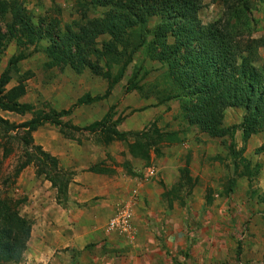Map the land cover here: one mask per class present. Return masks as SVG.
Segmentation results:
<instances>
[{
    "label": "rangeland",
    "instance_id": "1",
    "mask_svg": "<svg viewBox=\"0 0 264 264\" xmlns=\"http://www.w3.org/2000/svg\"><path fill=\"white\" fill-rule=\"evenodd\" d=\"M7 1H16L38 38L30 43L28 35L17 33L4 41L0 75L10 58L20 60L9 72L0 97L21 82L25 94L19 102L50 115L67 111L55 118V129L64 137L98 141L111 135L103 133L104 127L125 135L122 139L112 135V141L119 146L117 151L126 156L124 162L113 161L112 165H121L145 183L150 181L151 194L158 193L159 204L163 205L161 211H153L145 218L149 231L155 235L154 244L138 249L137 254L148 247L152 250L155 245L166 253L164 259L170 256L171 264H264V130L244 141L241 129L236 128L230 147L229 132L211 137L190 125L180 102L163 98L168 81L157 70L161 63L149 61L141 49L120 75L126 57L114 54L111 61L110 56L103 55L110 40L108 35L99 36L92 45L94 50L86 55L92 68L86 66L76 73L64 57L51 64L54 61L49 48L54 46L53 40L58 42L57 35L67 30L78 32L88 20L104 18L108 6L97 5L96 0ZM245 1L250 6L246 16L253 20L252 37L260 40L259 52L264 58V0ZM225 8L223 0H203L197 17L207 24L220 18ZM12 22L10 13H6L0 19V31L6 33ZM157 22L156 17H150L147 24L153 26ZM14 28L19 29L17 25ZM127 37L130 46L124 52L126 56L132 50L131 43L137 40L134 35ZM121 48L117 45L118 52ZM151 68L150 74L143 72ZM135 72L140 79L133 85ZM117 75L121 78L110 86ZM87 95L104 97L103 101L98 100L99 105L91 107L97 115L104 109L106 112L97 130H93V124L100 120L90 123L80 118L81 107L87 104H78V100ZM244 112L240 107L227 108L222 126L229 128L241 123ZM72 115L80 125L76 121L74 125ZM28 116L15 117L0 108V118L10 123L0 122V206L6 212H15L30 227L20 258L14 259L12 251L0 247V264H80L77 257L84 250L65 243L73 214L42 213L48 201L54 204L50 192L59 186L52 181L64 186V174L69 171L59 165L58 158L35 143L34 131L27 133L13 127L25 122ZM58 192L56 201L65 202V191ZM120 214H112L110 220ZM175 226L177 232L172 230ZM112 231L122 236L125 245H110L106 250L112 249L119 257H131L136 247L132 244L135 240L129 237L132 229ZM175 240L181 244L174 243Z\"/></svg>",
    "mask_w": 264,
    "mask_h": 264
},
{
    "label": "trees",
    "instance_id": "2",
    "mask_svg": "<svg viewBox=\"0 0 264 264\" xmlns=\"http://www.w3.org/2000/svg\"><path fill=\"white\" fill-rule=\"evenodd\" d=\"M96 1L97 5L109 7L105 17L88 20L79 27L78 32L67 30L65 34L57 35L58 42L53 40L54 46L49 48L54 61L51 64L64 57L69 60L70 67L80 73L86 66H90L86 55L88 51L94 50L92 45L96 39L101 35H108L110 40L105 44L103 55L110 56L111 61H114V54L126 57L120 75L141 49L145 50L149 61L161 63L162 68L159 66L157 70L168 81L163 98L166 101L178 100L190 125H196L211 137H221L229 132L230 147L233 146L236 128L241 129L244 141L256 131L264 130V58L259 52L260 40L252 37L253 28L250 27L253 20L246 16L250 6L245 0H223L226 7L224 13L207 24L197 17L203 0ZM6 13H10L13 22L8 24L6 33L0 31V55L6 48L4 41L8 36L14 37L17 33L28 35L27 41L30 43L38 38L32 33L34 29L28 18L22 15L16 1L0 0V19ZM150 17L158 19L153 26L147 24ZM14 25L19 29L14 28ZM128 34L134 35L137 40L131 43L132 50L126 56L124 52L130 46ZM119 44L122 48L118 52ZM19 60L20 57H12L7 62V67L0 75V93L1 87L8 83L9 72H12ZM151 71L153 72L152 68L143 72L150 74ZM137 74L135 72L132 78L133 85L140 79ZM120 78L117 75L110 86ZM24 94V86L19 82L0 97L2 110L19 115L29 112L33 115L30 120L14 125L16 129L33 132L47 121L56 125L55 118L67 114V111H63L50 115L33 105L19 102V97ZM102 99V96L87 95L81 97L78 104H89ZM237 107L244 108L242 122L229 128L223 127L224 111ZM0 122L10 124L1 118ZM97 127H101V120L93 124V130H97ZM103 131L104 134H111L100 139L105 143L112 141V135L117 139L125 136L108 127H104ZM52 182L58 184L59 191H65V185L62 186L61 182ZM1 209L0 247L3 251H12V257L19 259L30 227L15 212H6L4 206Z\"/></svg>",
    "mask_w": 264,
    "mask_h": 264
},
{
    "label": "crops",
    "instance_id": "3",
    "mask_svg": "<svg viewBox=\"0 0 264 264\" xmlns=\"http://www.w3.org/2000/svg\"><path fill=\"white\" fill-rule=\"evenodd\" d=\"M100 102L95 101L81 107L80 111L83 113L80 116L81 120L86 119L90 123L100 120L106 113L105 109L99 115L97 111L91 110L92 105H99ZM5 113L13 114L15 117L29 114L30 116L23 121L33 117L31 113L24 115L10 111ZM71 117H73L74 125L75 121L76 125H80L74 115ZM33 137L43 151L58 158L59 165H64V170L69 171L67 175L64 174L66 201L57 202L56 195L59 192L58 189L53 188L54 190L50 193L55 198L54 204L48 201L42 213L73 214L65 243L78 250H84L77 257L80 264H131V262L133 264H171L170 256H168L169 259H164L166 253L155 245L152 250L148 247L146 251L143 250L137 254L138 249L154 244L155 235L149 231L146 219L153 211L158 209L161 211L163 205L159 204L158 193L151 194L150 181L145 183L139 176L128 174L121 165H112L113 161L122 163L126 160V156L117 151L119 148L117 143L114 141L105 143L100 139L95 141L92 138L81 139L79 136H75L74 139L66 138L55 129V125L51 126L48 123L38 127ZM39 200L41 198H38ZM127 200L132 205L123 204V202L127 203L125 202ZM157 202L158 207L155 208ZM120 211H125L131 216L130 235L132 236L129 235V237L135 240L132 244L136 247L131 251L132 256L128 258L119 257V254L112 249L106 250L110 245L121 247L125 245L123 240L121 242L122 236L112 231L109 224L111 215ZM63 223L62 220V225ZM172 230L177 232L176 226ZM174 243L181 244L180 240H175ZM187 254V257H190L188 252ZM198 262L201 260L198 259Z\"/></svg>",
    "mask_w": 264,
    "mask_h": 264
},
{
    "label": "built area",
    "instance_id": "4",
    "mask_svg": "<svg viewBox=\"0 0 264 264\" xmlns=\"http://www.w3.org/2000/svg\"><path fill=\"white\" fill-rule=\"evenodd\" d=\"M122 214L119 216L116 215L114 218H112L109 222L111 229H119L120 231H126L131 229V216L129 213H126L125 211H120Z\"/></svg>",
    "mask_w": 264,
    "mask_h": 264
}]
</instances>
